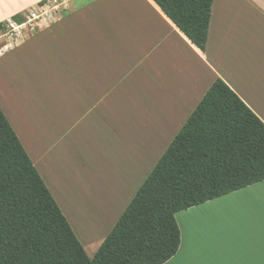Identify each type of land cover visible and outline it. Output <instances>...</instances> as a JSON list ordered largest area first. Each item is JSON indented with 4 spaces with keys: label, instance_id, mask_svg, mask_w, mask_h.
<instances>
[{
    "label": "crops",
    "instance_id": "1",
    "mask_svg": "<svg viewBox=\"0 0 264 264\" xmlns=\"http://www.w3.org/2000/svg\"><path fill=\"white\" fill-rule=\"evenodd\" d=\"M46 1L0 0V22ZM61 1L35 29L24 27L12 48L0 39V89L12 96L0 108L84 248L76 227L97 251L140 187L106 234V218L126 192L120 180L111 183L119 188L107 191L93 224L73 222L82 217L85 196L67 187L71 180L86 186L87 171L97 169L82 160L84 170L73 172L60 156L72 151L66 139L88 129L99 106L110 120L113 107L151 105L153 121H187L217 77L264 121V0H213L205 49L154 0ZM114 117L122 122L121 114ZM244 194L255 196L247 211H219ZM176 219L181 244L164 264H264V180L181 210Z\"/></svg>",
    "mask_w": 264,
    "mask_h": 264
},
{
    "label": "trees",
    "instance_id": "2",
    "mask_svg": "<svg viewBox=\"0 0 264 264\" xmlns=\"http://www.w3.org/2000/svg\"><path fill=\"white\" fill-rule=\"evenodd\" d=\"M154 1L205 49L213 0ZM263 180L264 121L217 77L90 257L0 108V264H164L177 212Z\"/></svg>",
    "mask_w": 264,
    "mask_h": 264
},
{
    "label": "rangeland",
    "instance_id": "3",
    "mask_svg": "<svg viewBox=\"0 0 264 264\" xmlns=\"http://www.w3.org/2000/svg\"><path fill=\"white\" fill-rule=\"evenodd\" d=\"M6 94V91L0 89V102L12 100V96L5 97ZM157 108L160 109V107ZM115 113L123 116L122 122L116 121ZM125 114L128 116L127 119L124 118ZM180 121H172V119L168 121L167 118L161 122L153 121L151 105H137L135 109L131 106L113 107L111 120L105 114L104 106L96 108L88 122V129H77L70 139H66V145H69L71 153H60L65 163L70 161L73 172L81 173L84 170L82 160L91 167L92 172L94 168L97 169L93 174L87 171L89 175L86 186H80L78 181L71 180L73 186L67 187L69 192L79 194L81 192L85 196L84 202L80 203L84 208V212H81L82 217H73V222L79 224V220L82 224L83 222L93 224L97 220V208L105 204L103 199L107 191L111 188H119L118 185H111V183L120 180L122 183L120 188H125L126 192H122L121 199L114 208V214L106 218L108 229L102 234L109 232L110 226L115 223V219L125 208L130 195L140 187L152 171L186 119ZM162 125L169 127V132L173 129L174 133L162 132L160 129ZM107 150L108 153H106ZM249 197L255 196L244 194L228 199L219 204V211H247L248 204L251 203ZM76 233L85 242L88 255L94 256L95 247L88 244L77 227ZM84 234L88 235L86 232Z\"/></svg>",
    "mask_w": 264,
    "mask_h": 264
},
{
    "label": "built area",
    "instance_id": "4",
    "mask_svg": "<svg viewBox=\"0 0 264 264\" xmlns=\"http://www.w3.org/2000/svg\"><path fill=\"white\" fill-rule=\"evenodd\" d=\"M64 4L61 0H47L45 3L39 4L36 8L29 10L24 17V21L18 22L15 19L9 18L0 22V39H4L3 48L8 50L19 40L24 27L35 29L38 21L52 17L60 6Z\"/></svg>",
    "mask_w": 264,
    "mask_h": 264
}]
</instances>
